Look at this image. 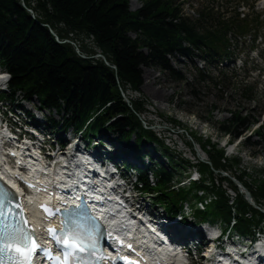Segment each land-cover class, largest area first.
<instances>
[{"label":"trees","instance_id":"obj_1","mask_svg":"<svg viewBox=\"0 0 264 264\" xmlns=\"http://www.w3.org/2000/svg\"><path fill=\"white\" fill-rule=\"evenodd\" d=\"M141 1L142 8L130 12L129 0H0V65L10 75L7 97L13 99L19 93L27 101L36 98L48 111L63 113V129L82 131L91 121L86 135L108 134L114 149L121 154L132 153L143 160L156 146L161 162L150 171L155 189L147 175L138 170L144 193L154 194L170 215L180 212L190 200L200 199L201 194L211 195L206 212H195L200 220L217 217L229 224L234 219L238 233L252 235L264 224V213L252 208L228 180L236 195L231 203L226 191L216 185L215 176L222 177L228 170L238 168L240 174L235 179L247 189L258 208L264 203V179L241 171L239 159H227L217 144L208 140L200 144L199 137L183 130L193 146H199L208 157L206 162L196 158L197 165L191 166L206 177L189 188L173 189L172 172L187 169L176 163L184 160H175L164 142L143 126L139 116L147 112L144 102L130 100L128 104L124 99L127 91L140 93L144 68L183 81L184 77L172 70L167 56H193L184 43L198 49L199 56L209 62L226 57L225 31L199 36L192 21L181 18L176 0ZM97 54L103 59L95 58ZM199 80L204 81L205 77L199 74ZM50 123L57 125L53 120ZM248 126L246 118L233 113L219 124L218 130L233 141ZM246 145L257 150L264 148V144L251 145L249 139ZM163 158L172 164L170 169L163 166Z\"/></svg>","mask_w":264,"mask_h":264},{"label":"rangeland","instance_id":"obj_2","mask_svg":"<svg viewBox=\"0 0 264 264\" xmlns=\"http://www.w3.org/2000/svg\"><path fill=\"white\" fill-rule=\"evenodd\" d=\"M194 1L196 2L193 6L194 13L202 10L203 13H208L210 12L209 9L212 8L215 13V18L219 20V25H221L220 20L225 21L224 23L233 20L237 21L236 6L239 3H243L249 7L247 20L251 28L256 29V26L253 24L254 22L261 24V26L264 23V11H260L259 13L256 11L258 3L261 0H218V2L210 0ZM140 5L138 0H131L129 2V10L136 11L140 8ZM184 6H182L183 15L191 17L190 12L192 8ZM262 7L264 8V6ZM192 17L195 19L196 15ZM240 21H245V19ZM261 26L259 29H261ZM232 31H234V35H231L230 38V50L235 52V57L239 56V59L243 63V67L236 69L234 74L228 67H219L218 74L213 73L211 75H218L219 77V71L223 70V73L227 75V81H223L217 86H213L210 82H197L194 78L195 72L190 67L180 70L186 77L185 81H176L167 73H161L153 68H144L142 70L143 84L140 88V93L131 91L126 92L125 97L128 99V102L130 100L144 102L147 112L139 116L143 126L145 128H151L160 140L164 142L165 147L169 150L170 155L175 157V160L180 157L184 160V162H176L178 165H183L184 168L187 169L180 168L177 173L176 171L172 172L174 175V183H176L179 178L186 179L185 175L192 170L191 166L197 165L196 158L202 162L208 160L205 152L202 151L199 146H193L190 137H188L183 130H186L189 134L197 138L199 137L202 140L200 144H204V142L208 140L211 144H217L219 148L223 149V141L228 140V137L219 132L218 126L220 123L229 120L231 114L236 113L237 116L240 114L243 118H246L247 125H249L248 131L244 133L242 138L249 139L251 145H256V143H258L262 146L264 144V53L261 60L251 61L252 58H249V50L247 51L245 48L246 45L249 44L248 36L242 38L239 37L234 28ZM130 37L135 38V35H130ZM238 51H242L244 55H238ZM254 52H257V50ZM170 61L171 67L177 69L172 59H170ZM171 63H173L174 67ZM192 64L195 67L199 66L198 68H205V65L198 59H194ZM180 68L181 66L178 65V69ZM259 71H262L263 75L259 76ZM219 79L222 80L223 78L221 77ZM246 87L252 88L253 90L249 98L244 97V89ZM17 103L23 106L27 111L36 106L35 103L31 105L24 103L20 97H18ZM9 105L7 104L5 108H8ZM33 113L38 115L37 112ZM42 116L45 118L52 117L56 122L61 121V116L55 113L49 114L48 112H44ZM39 121H42L40 117ZM259 132L262 133V137H258ZM132 137L130 145L133 144L135 135ZM104 141L105 142H102V144L108 148L110 144L106 140ZM236 143H239V141H236L234 144ZM243 143L244 140L240 143L237 151L234 147L230 149L227 152V157L238 158L240 161L239 169L241 171H247L248 175L252 178L264 179V148L258 147L257 150ZM153 147L155 149V159L153 163H157L156 157L160 156V153H158L159 149L156 146H152L151 148ZM253 150L256 151L253 152ZM110 151H112V149ZM162 162L163 166H167L170 169L171 163L169 164L164 158ZM239 174L238 168H234L228 170L222 177L215 176L216 185L221 186V188L226 191L229 199L234 200L236 195L231 189V183L228 182L227 178L223 177L233 178L239 176ZM205 177L206 176H202L201 174V178ZM130 181L133 182V177ZM143 197L146 198L143 206L147 208L150 205V199L146 196ZM197 203V200H190L188 204H185L183 207L185 212L189 210L193 214V212L198 210V206H196ZM260 205L261 208L259 209L264 212V203L261 202ZM202 208H204V206H202ZM163 211L162 207L159 208V215H164ZM191 217L193 218L192 215ZM208 219L214 221L213 223L218 227L225 228V224L217 217H209ZM209 223L212 222L209 221ZM259 227L264 230V224H260Z\"/></svg>","mask_w":264,"mask_h":264},{"label":"snow or ice","instance_id":"obj_3","mask_svg":"<svg viewBox=\"0 0 264 264\" xmlns=\"http://www.w3.org/2000/svg\"><path fill=\"white\" fill-rule=\"evenodd\" d=\"M14 196L13 193L5 190L0 186V200ZM45 211H48L45 205H40ZM89 225H85L78 220L62 221L63 228L60 235H54V239L62 252V257H56L57 264H70V259L73 253H83L89 247H94L98 240L96 236L95 218L89 216ZM27 224V220H24ZM50 233L55 234V229H48ZM123 245V241H119ZM129 248L132 246L129 244ZM42 251L41 246L37 244L35 234H29L18 225L8 226L0 219V253L7 252L8 254L15 253L19 259L14 261V264H31L29 257H32ZM53 250L49 249L46 255H52ZM127 259V257H125ZM43 264V260L41 261Z\"/></svg>","mask_w":264,"mask_h":264},{"label":"water","instance_id":"obj_4","mask_svg":"<svg viewBox=\"0 0 264 264\" xmlns=\"http://www.w3.org/2000/svg\"><path fill=\"white\" fill-rule=\"evenodd\" d=\"M77 52H78V50H77ZM97 57L100 58L101 56L98 55ZM127 103H129V102L127 101ZM238 188L240 189V192L244 194L246 201L254 206L249 192L246 189H244L240 184H238Z\"/></svg>","mask_w":264,"mask_h":264},{"label":"bare ground","instance_id":"obj_5","mask_svg":"<svg viewBox=\"0 0 264 264\" xmlns=\"http://www.w3.org/2000/svg\"><path fill=\"white\" fill-rule=\"evenodd\" d=\"M261 6H264V0L261 1ZM154 148V147H153ZM2 165V159H1V156H0V166ZM157 261L160 263V264H163L164 263V260L162 257L158 256L157 257Z\"/></svg>","mask_w":264,"mask_h":264}]
</instances>
